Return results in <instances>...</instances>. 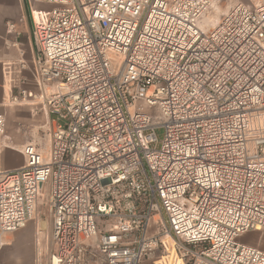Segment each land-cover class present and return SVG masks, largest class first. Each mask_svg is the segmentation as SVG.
Here are the masks:
<instances>
[{"label": "built area", "instance_id": "built-area-1", "mask_svg": "<svg viewBox=\"0 0 264 264\" xmlns=\"http://www.w3.org/2000/svg\"><path fill=\"white\" fill-rule=\"evenodd\" d=\"M21 1L49 151L0 168V249L45 202V264H264V0Z\"/></svg>", "mask_w": 264, "mask_h": 264}, {"label": "rangeland", "instance_id": "rangeland-1", "mask_svg": "<svg viewBox=\"0 0 264 264\" xmlns=\"http://www.w3.org/2000/svg\"><path fill=\"white\" fill-rule=\"evenodd\" d=\"M236 0H222L219 3V6L226 12L230 7L231 3H235ZM244 4L256 3L258 0H237ZM50 6L47 5H36L34 9L38 11H49ZM212 11V10H211ZM210 11V12H211ZM209 12V13H210ZM221 14L214 13L211 15V22L207 20L203 21L201 24L204 27L214 28L216 21L220 19ZM217 19V20H215ZM32 67V64H29ZM23 77H28V83H24L23 81L17 82V88L14 89L13 97H20V92L22 90H32L38 92L36 84L34 83L31 75V69L25 70L22 72ZM18 76V75H17ZM19 80V79H18ZM34 88V89H32ZM21 101V100H19ZM30 103V102H29ZM34 105H29L26 102H19L14 104H9L5 97L2 100V106H0V112L6 114L7 118V135H12L14 141H8V145L12 147H16V145H26L28 143H32L33 141L39 147L43 148L45 152L49 151V126H47L48 120L43 110V105L39 103V101H34ZM157 138L159 142L163 141L165 136V129L160 128L156 132ZM19 140L15 142L16 140ZM16 156V155H12ZM6 159V157L4 158ZM7 161V159H6ZM19 161L23 162L21 158ZM8 163H15V157L8 158ZM38 217L35 221L29 223L28 227L20 230L16 239L13 241L14 251L16 259H20L23 261L24 258L31 254L33 256V264H36L38 260V264H45L47 259V249L51 248V217L48 211V207L45 202H41L38 207ZM43 220L48 222V229L45 232L47 235V239L45 238V234L42 232V235L36 234V226L38 221ZM241 241L243 243L258 246L264 251V232H253L244 237H242ZM150 264V263H145Z\"/></svg>", "mask_w": 264, "mask_h": 264}, {"label": "crops", "instance_id": "crops-1", "mask_svg": "<svg viewBox=\"0 0 264 264\" xmlns=\"http://www.w3.org/2000/svg\"><path fill=\"white\" fill-rule=\"evenodd\" d=\"M217 5V8L223 10L219 6L218 1ZM214 13L216 15L217 11H212L210 15H214ZM12 25L14 28H10ZM31 32V15L23 2L21 0H0V106H2L4 97L8 102V98L14 96V92H16L14 89L17 88V82L23 81L24 83H28V77H23L21 74L23 71L30 70L34 66L35 53L31 42ZM22 64L26 65L25 70L21 68ZM29 64H32V67H30ZM28 104L34 105V103L31 102H28ZM8 141H14L12 135L8 136ZM17 141L19 140L17 139L15 142ZM32 143L35 142L33 141ZM9 147L10 148H5L0 154V168L15 170L23 165V162L19 161V158L23 161L19 153L22 145ZM5 157L7 161L8 158L15 157V163H8L6 159H4ZM28 225L25 228H27ZM47 229L48 222L43 220L38 221L36 231L41 233V235L43 232L48 241L45 233ZM19 232L20 231L6 235V245L0 249V264H33L34 254L33 256L28 254L23 261L16 258L13 259V257L16 256L13 241L16 239Z\"/></svg>", "mask_w": 264, "mask_h": 264}, {"label": "bare ground", "instance_id": "bare-ground-1", "mask_svg": "<svg viewBox=\"0 0 264 264\" xmlns=\"http://www.w3.org/2000/svg\"><path fill=\"white\" fill-rule=\"evenodd\" d=\"M217 1H218V0H214V1H213L212 9H211V10H212V11H214V10L217 11V13H218L219 15L221 14V16H222V15L225 13V11H224V10H221V9H219V8L216 7V6H218V5H217ZM212 11H211V12H212ZM211 12H210V13L204 18L203 21L207 20L208 22H211V20H212V19H211V15H210ZM219 17H220V16H219ZM215 20H217V19H215ZM220 20H221V17H220L219 21H218V20L216 21L215 25H218L219 22H220ZM203 21H202V23H203ZM8 103H9V104H14L13 101H12L11 96L8 98ZM42 229H43V228H42Z\"/></svg>", "mask_w": 264, "mask_h": 264}]
</instances>
